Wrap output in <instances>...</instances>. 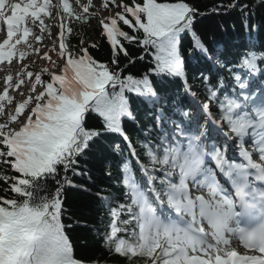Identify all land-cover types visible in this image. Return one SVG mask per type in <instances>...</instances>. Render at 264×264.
I'll use <instances>...</instances> for the list:
<instances>
[{"label":"snow or ice","instance_id":"obj_1","mask_svg":"<svg viewBox=\"0 0 264 264\" xmlns=\"http://www.w3.org/2000/svg\"><path fill=\"white\" fill-rule=\"evenodd\" d=\"M110 2L120 10L97 19L111 49L103 64L89 52L97 44L69 39L73 21L97 16L92 0H0V264H85L62 193L82 187L73 178L92 180L84 161L106 139L119 157L105 166L117 191L93 182L92 196L104 208L96 231L109 253L128 264H264V87H251L264 75V52L250 45L234 61L220 59L195 30L204 14L185 0ZM189 37L187 56L218 69L211 79L200 73L203 90L185 72ZM45 40L51 47L40 46ZM125 42L142 54L129 57ZM146 56L142 76L122 66ZM164 78L181 81L182 100L171 115L157 109L138 151L124 125L135 119L129 95L160 104L153 79Z\"/></svg>","mask_w":264,"mask_h":264},{"label":"trees","instance_id":"obj_2","mask_svg":"<svg viewBox=\"0 0 264 264\" xmlns=\"http://www.w3.org/2000/svg\"><path fill=\"white\" fill-rule=\"evenodd\" d=\"M81 1L87 3V0ZM119 2L120 0H117V3ZM185 2L204 14L198 17L195 30L206 44L217 50L220 59L234 61L239 58L240 53L248 51L250 45L258 54L264 52V4L259 3V0H185ZM233 2L238 5L246 4L248 7L243 12L239 10V7L226 11L224 6ZM106 3L116 9L110 0H106ZM213 8H217L218 11L213 12ZM245 17L247 27H245ZM71 27L76 33L74 37L69 36L73 46L79 45L81 41L85 46L97 44L95 48L89 47L90 54L99 63L110 62L111 49L107 41L101 38L95 17H89L86 21H73ZM189 39L190 37L183 41L188 83L193 90L197 88L203 90L201 83L203 77L200 73L204 72L211 79L218 69L210 63L202 65L198 54H195L194 59L187 56L186 50L191 47ZM125 44L129 50V57L135 59L142 54L135 44L127 45V42ZM121 56L123 57V54ZM149 59L150 57L146 56L145 61L137 62L133 66L128 64V58H122V66L127 64L134 75L142 76L147 71L146 64ZM221 74L228 76L227 72L222 71ZM258 80L264 81V75H261ZM180 83L179 79H153V88L163 97L160 104L150 105L149 98L129 95L130 111L135 119L124 118V125L138 151H141L139 141L143 139L141 130H147L154 125L157 109L160 108L168 116L171 115L172 102L175 101L177 104L181 102ZM112 143L111 139L98 143L89 153L88 160L84 161L92 180L89 181L87 176L73 178V183L82 187L66 186L62 193L63 208L66 210L64 221L72 225L70 239L73 241L74 251L78 253V258L84 259L87 264H93L94 261H98V264H128L126 258L109 253L107 248L103 247L102 233L96 231L101 226L100 219L104 215V208L92 196V193L96 191L92 183L100 184L101 187H108L111 184V190L117 191L118 182L108 180L105 172L106 157L119 159L117 154L109 150V145ZM125 151H127L126 148ZM127 163L133 173L139 175L133 157H129ZM113 171L114 174L120 172L122 175L120 169ZM3 187V182H0V195H5ZM85 189L91 191H85ZM50 190L54 194L55 186H50Z\"/></svg>","mask_w":264,"mask_h":264},{"label":"rangeland","instance_id":"obj_3","mask_svg":"<svg viewBox=\"0 0 264 264\" xmlns=\"http://www.w3.org/2000/svg\"><path fill=\"white\" fill-rule=\"evenodd\" d=\"M104 5H105V0H92V7L90 9V12L97 13L96 17L99 19H102V18L106 17L107 15L112 14V13L120 10L118 8H116L114 10V9H110L108 7H107V9H105ZM53 32L54 33L58 32L55 27L53 28ZM44 44H47L48 47H51L50 40L42 41L40 46L43 48ZM17 70H18L17 68H12L11 69L12 74L15 75ZM6 74L7 73L0 71V77H2L3 75H6Z\"/></svg>","mask_w":264,"mask_h":264}]
</instances>
